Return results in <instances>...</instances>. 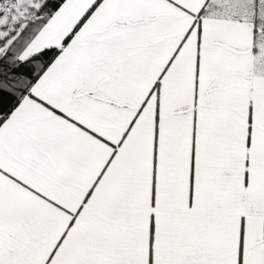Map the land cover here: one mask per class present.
<instances>
[{
    "label": "snow or ice",
    "instance_id": "6c2138e0",
    "mask_svg": "<svg viewBox=\"0 0 264 264\" xmlns=\"http://www.w3.org/2000/svg\"><path fill=\"white\" fill-rule=\"evenodd\" d=\"M0 264H264V0H0Z\"/></svg>",
    "mask_w": 264,
    "mask_h": 264
}]
</instances>
